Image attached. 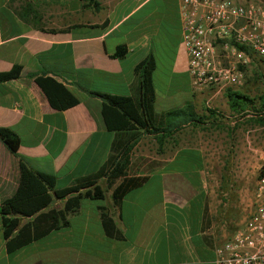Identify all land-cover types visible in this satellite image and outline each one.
<instances>
[{
  "label": "crops",
  "instance_id": "0c3cea01",
  "mask_svg": "<svg viewBox=\"0 0 264 264\" xmlns=\"http://www.w3.org/2000/svg\"><path fill=\"white\" fill-rule=\"evenodd\" d=\"M93 1L98 7L81 0H0V75L22 68L19 79L0 83V129L18 137L19 156L32 170L55 177L58 190L97 174L114 143L128 139L107 129L103 101L92 94L138 96L135 69L148 58L155 60L157 116L187 105L197 113L212 96L192 87L180 0ZM119 47L126 49L122 59L114 57ZM43 75L80 103L54 110L33 78ZM172 142L174 137L162 149L157 143L161 155ZM171 147L163 169L139 174L149 177L147 182L127 194L120 207L112 190L105 200H83L69 228L10 254L1 208L18 190L20 161L0 139V264H215V249L231 232L226 222L216 221L203 181L204 160L196 148L178 142ZM189 153L199 155L203 170L176 165ZM64 204L55 200L51 208ZM101 208L124 240L106 236Z\"/></svg>",
  "mask_w": 264,
  "mask_h": 264
},
{
  "label": "trees",
  "instance_id": "16d2710c",
  "mask_svg": "<svg viewBox=\"0 0 264 264\" xmlns=\"http://www.w3.org/2000/svg\"><path fill=\"white\" fill-rule=\"evenodd\" d=\"M81 1L98 7L93 0ZM125 55L126 49L119 47L114 57L122 59ZM154 70L153 57L136 67L135 74L140 85L138 96L92 94L103 101L102 114L107 129L128 139L114 143L108 162L97 174L82 179L70 188L58 190L55 177L32 170L19 156L18 137L10 130L0 129L1 141L20 161L18 190L1 208L3 236L8 253L13 254L54 232L69 228L70 219L80 212L83 200H105L107 192L112 190L114 205L120 207L125 196L142 187L149 178L130 171L131 155L140 141V134L154 137L162 149L166 140L172 139L183 129H198L206 124L207 118L219 117L211 109L205 112L208 116L199 115L191 105L157 116L154 112L155 90L152 82ZM21 72L22 68L14 67L11 72L0 75V83L19 79ZM33 78L54 110L67 111L80 103L77 97L54 79L45 75ZM226 98L232 113L242 118L255 113L253 117L261 119L264 125V95L259 98L260 104L257 99L232 90L228 91ZM176 165L187 171L204 169L199 155L192 153L184 154ZM260 176H264V167ZM101 181H105V188L101 186ZM55 200L65 202L64 207L51 208ZM100 213L106 236L117 241L124 240L111 215L103 208ZM24 219L31 221L22 225Z\"/></svg>",
  "mask_w": 264,
  "mask_h": 264
},
{
  "label": "built area",
  "instance_id": "2783aa9c",
  "mask_svg": "<svg viewBox=\"0 0 264 264\" xmlns=\"http://www.w3.org/2000/svg\"><path fill=\"white\" fill-rule=\"evenodd\" d=\"M183 46L195 91L212 93L206 105L244 86L252 60L264 59V2L180 0ZM215 264H264V176L243 227L215 249Z\"/></svg>",
  "mask_w": 264,
  "mask_h": 264
},
{
  "label": "rangeland",
  "instance_id": "374dc122",
  "mask_svg": "<svg viewBox=\"0 0 264 264\" xmlns=\"http://www.w3.org/2000/svg\"><path fill=\"white\" fill-rule=\"evenodd\" d=\"M241 70L244 86L234 92L257 99L260 104L259 98L264 95V59L252 60ZM226 94L210 106L205 104L197 112L208 116L205 112L211 109L219 117L207 118L206 124L198 129L188 127L177 133L174 142L166 144L163 155L154 140L140 135V139H144L131 158L130 171L149 174L163 169L165 163L162 159L169 155L175 142L198 149L205 165V189L211 207L217 211L216 221L226 222L232 236L243 227L254 210L257 180L264 167V125L261 119L253 117L255 113L244 118L232 113Z\"/></svg>",
  "mask_w": 264,
  "mask_h": 264
}]
</instances>
